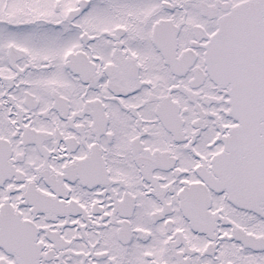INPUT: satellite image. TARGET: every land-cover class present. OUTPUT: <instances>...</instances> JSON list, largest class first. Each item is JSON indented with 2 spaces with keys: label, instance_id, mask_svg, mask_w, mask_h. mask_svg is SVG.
<instances>
[{
  "label": "snow or ice",
  "instance_id": "6c2138e0",
  "mask_svg": "<svg viewBox=\"0 0 264 264\" xmlns=\"http://www.w3.org/2000/svg\"><path fill=\"white\" fill-rule=\"evenodd\" d=\"M0 264H264V0H0Z\"/></svg>",
  "mask_w": 264,
  "mask_h": 264
}]
</instances>
